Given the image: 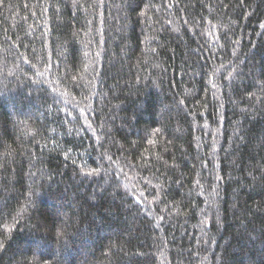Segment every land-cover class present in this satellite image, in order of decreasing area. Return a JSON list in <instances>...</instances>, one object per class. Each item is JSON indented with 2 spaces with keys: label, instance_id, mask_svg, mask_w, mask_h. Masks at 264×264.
<instances>
[{
  "label": "trees",
  "instance_id": "trees-1",
  "mask_svg": "<svg viewBox=\"0 0 264 264\" xmlns=\"http://www.w3.org/2000/svg\"><path fill=\"white\" fill-rule=\"evenodd\" d=\"M0 264H264V0H0Z\"/></svg>",
  "mask_w": 264,
  "mask_h": 264
},
{
  "label": "snow or ice",
  "instance_id": "snow-or-ice-1",
  "mask_svg": "<svg viewBox=\"0 0 264 264\" xmlns=\"http://www.w3.org/2000/svg\"><path fill=\"white\" fill-rule=\"evenodd\" d=\"M91 171L95 172V171H98V169H92Z\"/></svg>",
  "mask_w": 264,
  "mask_h": 264
}]
</instances>
